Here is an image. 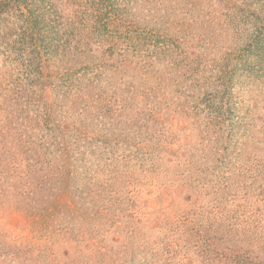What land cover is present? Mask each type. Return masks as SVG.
<instances>
[{"label": "rangeland", "instance_id": "374dc122", "mask_svg": "<svg viewBox=\"0 0 264 264\" xmlns=\"http://www.w3.org/2000/svg\"><path fill=\"white\" fill-rule=\"evenodd\" d=\"M0 264H264V0H0Z\"/></svg>", "mask_w": 264, "mask_h": 264}, {"label": "trees", "instance_id": "16d2710c", "mask_svg": "<svg viewBox=\"0 0 264 264\" xmlns=\"http://www.w3.org/2000/svg\"><path fill=\"white\" fill-rule=\"evenodd\" d=\"M27 24L28 25H32V28H33V24L30 22V21H27ZM35 29V28H34ZM29 31H31V30H29Z\"/></svg>", "mask_w": 264, "mask_h": 264}]
</instances>
